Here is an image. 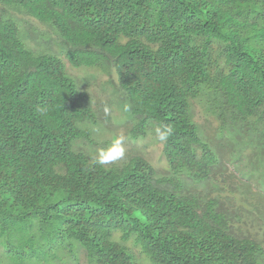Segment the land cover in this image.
<instances>
[{
    "label": "trees",
    "instance_id": "16d2710c",
    "mask_svg": "<svg viewBox=\"0 0 264 264\" xmlns=\"http://www.w3.org/2000/svg\"><path fill=\"white\" fill-rule=\"evenodd\" d=\"M0 8V249L11 264H141L130 241L150 264H264V243L233 231L239 210L223 207L220 185L230 166L264 202V0ZM15 14L55 32L72 66L116 70L134 139L173 128L161 143L171 177L140 156L97 165L78 150L82 124L97 121L91 97L60 56L30 48Z\"/></svg>",
    "mask_w": 264,
    "mask_h": 264
},
{
    "label": "rangeland",
    "instance_id": "374dc122",
    "mask_svg": "<svg viewBox=\"0 0 264 264\" xmlns=\"http://www.w3.org/2000/svg\"><path fill=\"white\" fill-rule=\"evenodd\" d=\"M15 15L23 32L28 38L32 39V41L31 39L28 40L30 48L34 51H44L60 56L66 63L69 75L76 80L79 88L87 92L91 97V106L97 114V121L95 123L86 122L82 124V128L89 131L90 139L81 141L78 150L83 151L91 159L95 158L100 149L110 146L117 135L123 134L125 136V158L108 164V166L119 165L132 157L140 156L148 160L156 168L158 177H171V172L163 155L161 142L155 138L154 131L150 130L145 137L139 139L132 137L131 128L133 123L125 120L126 114L121 104L124 98L119 88V77L116 70L112 67L92 69L72 66L65 56L66 52L62 45V40L55 32L32 17L20 14ZM197 116L203 131H206L207 134L213 133L212 128L214 127L201 113V109L197 111ZM223 173L220 176L221 188L228 187V189L225 187V192L222 193L223 198L221 201L223 207L229 208L231 212L239 210L240 217L233 224V231L241 237H249L264 243V222L260 218V215L264 218V202L256 205L252 199L254 193L245 194L239 189L240 180L238 177L232 179L230 174L233 171L230 166H227ZM188 184L192 185L191 182H188ZM190 188L197 193L203 192L202 188ZM230 189L234 190V193L231 194L234 196L229 195ZM253 192L258 195L256 189ZM209 193L214 195L212 190ZM235 196L245 201L246 205L244 207L238 206ZM126 245L137 255L141 264H150L140 250L135 247L133 241L126 243ZM83 259L85 258L82 257V262H85ZM0 264H11L8 258L3 255L1 249Z\"/></svg>",
    "mask_w": 264,
    "mask_h": 264
},
{
    "label": "clouds",
    "instance_id": "9594fccd",
    "mask_svg": "<svg viewBox=\"0 0 264 264\" xmlns=\"http://www.w3.org/2000/svg\"><path fill=\"white\" fill-rule=\"evenodd\" d=\"M153 131L155 138L161 143H166L174 134L173 128L166 124L156 126ZM124 144L125 136L123 134L117 135L112 140L110 146L102 148L97 152V155L94 158V163L97 165H108L122 160L126 155Z\"/></svg>",
    "mask_w": 264,
    "mask_h": 264
}]
</instances>
